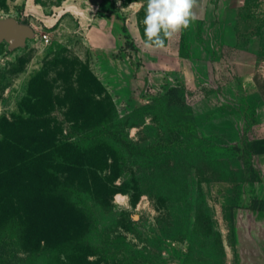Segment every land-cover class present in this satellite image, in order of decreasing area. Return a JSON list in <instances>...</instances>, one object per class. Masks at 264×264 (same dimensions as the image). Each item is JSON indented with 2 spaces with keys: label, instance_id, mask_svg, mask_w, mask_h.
I'll return each mask as SVG.
<instances>
[{
  "label": "rangeland",
  "instance_id": "1",
  "mask_svg": "<svg viewBox=\"0 0 264 264\" xmlns=\"http://www.w3.org/2000/svg\"><path fill=\"white\" fill-rule=\"evenodd\" d=\"M146 2L0 0V264H241L264 216V0H197L159 49Z\"/></svg>",
  "mask_w": 264,
  "mask_h": 264
},
{
  "label": "clouds",
  "instance_id": "2",
  "mask_svg": "<svg viewBox=\"0 0 264 264\" xmlns=\"http://www.w3.org/2000/svg\"><path fill=\"white\" fill-rule=\"evenodd\" d=\"M197 0H147L143 18L145 49L164 48L165 40L177 37L197 19ZM143 7V5H141Z\"/></svg>",
  "mask_w": 264,
  "mask_h": 264
},
{
  "label": "crops",
  "instance_id": "3",
  "mask_svg": "<svg viewBox=\"0 0 264 264\" xmlns=\"http://www.w3.org/2000/svg\"><path fill=\"white\" fill-rule=\"evenodd\" d=\"M83 2V0H80ZM79 4V3H78ZM85 8L80 3L76 15H94L93 0H84ZM78 9V7H76ZM98 9V8H97ZM99 13H106V8L98 9ZM251 218L247 229L252 232L250 239L244 244V252L241 255V264H264V216Z\"/></svg>",
  "mask_w": 264,
  "mask_h": 264
},
{
  "label": "trees",
  "instance_id": "4",
  "mask_svg": "<svg viewBox=\"0 0 264 264\" xmlns=\"http://www.w3.org/2000/svg\"><path fill=\"white\" fill-rule=\"evenodd\" d=\"M3 120L6 121V119H3ZM0 128H2V124L0 125ZM1 133L3 134L2 130H1ZM44 148L45 147L43 144L32 143L31 145H29V147L27 149H28V151H30L32 153V159H35L36 156H39L40 154H42V152L44 151ZM9 150H10L9 149V143L4 138L3 140L0 141V160H2V159L7 160V157H8L7 154H9ZM88 152H89L88 149L86 150V149H81L80 147H78V149L76 150V156L78 158L77 160H81L82 157H84L86 154H88ZM99 152H100L99 156H101V158L105 161L104 151L101 149ZM7 171H8V167L6 165L2 168L0 167V177L5 176L6 174L8 175ZM77 183H78V181H77ZM39 195H40V192L37 189L33 188V190H31V192L28 194L29 201L31 202L36 197H39ZM59 200H61V199H59ZM3 209H5V208H3ZM45 209H48V207H46ZM46 214L48 215L49 212L46 211Z\"/></svg>",
  "mask_w": 264,
  "mask_h": 264
},
{
  "label": "built area",
  "instance_id": "5",
  "mask_svg": "<svg viewBox=\"0 0 264 264\" xmlns=\"http://www.w3.org/2000/svg\"><path fill=\"white\" fill-rule=\"evenodd\" d=\"M41 39H42L45 43H47V42L49 41L47 35H42V36H41Z\"/></svg>",
  "mask_w": 264,
  "mask_h": 264
}]
</instances>
